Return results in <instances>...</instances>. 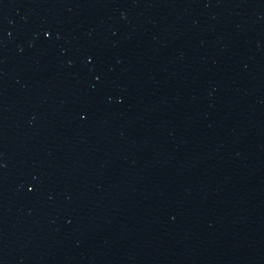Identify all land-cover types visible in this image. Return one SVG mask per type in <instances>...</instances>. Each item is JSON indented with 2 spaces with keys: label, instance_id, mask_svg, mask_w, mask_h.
Wrapping results in <instances>:
<instances>
[{
  "label": "water",
  "instance_id": "obj_1",
  "mask_svg": "<svg viewBox=\"0 0 264 264\" xmlns=\"http://www.w3.org/2000/svg\"><path fill=\"white\" fill-rule=\"evenodd\" d=\"M0 264H264V0H0Z\"/></svg>",
  "mask_w": 264,
  "mask_h": 264
}]
</instances>
